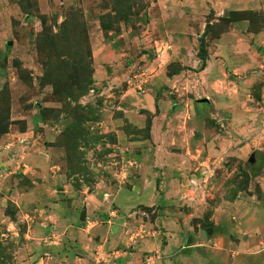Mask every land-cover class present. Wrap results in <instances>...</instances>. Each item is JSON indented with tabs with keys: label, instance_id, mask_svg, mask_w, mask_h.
<instances>
[{
	"label": "rangeland",
	"instance_id": "374dc122",
	"mask_svg": "<svg viewBox=\"0 0 264 264\" xmlns=\"http://www.w3.org/2000/svg\"><path fill=\"white\" fill-rule=\"evenodd\" d=\"M154 1L0 0V264H86L69 254L70 231L89 209L117 215L118 190L135 179L136 160L159 112L143 100L150 93L158 100L165 96V75H155L159 63L168 76L181 77L165 96L173 103L169 121L186 120L193 103L224 98L225 90L229 98L251 94L253 103L262 101L263 10L242 9L235 16L210 7L200 14L206 32L197 43L181 44L178 58L171 59L172 43L142 37L159 18L150 10ZM235 35L229 57L221 46ZM185 49L197 50L194 70L187 69L184 54L192 55ZM115 72L120 77L113 85L107 75ZM132 101L140 106L136 111ZM201 159L199 167L204 160L221 163ZM248 179L238 174L233 190L246 187ZM102 200L106 211L98 207ZM191 202V208L201 206Z\"/></svg>",
	"mask_w": 264,
	"mask_h": 264
},
{
	"label": "crops",
	"instance_id": "0c3cea01",
	"mask_svg": "<svg viewBox=\"0 0 264 264\" xmlns=\"http://www.w3.org/2000/svg\"><path fill=\"white\" fill-rule=\"evenodd\" d=\"M210 7L223 13L264 11V0H155L150 10H156L159 18L142 31V37L155 44L172 43L169 56L178 58L181 44L197 43L206 32L203 14ZM236 25L248 27L244 22ZM261 38L264 41V34ZM225 39L221 44H227ZM237 39L235 35L221 46L229 57ZM160 49L164 54L166 47ZM185 51L192 55L184 54L187 69L194 70L200 63L197 50ZM158 66L155 75H165L160 83L166 96L171 83L181 77H170L166 65ZM115 73L107 75L113 85L120 77ZM96 74L103 76L101 70ZM126 80L134 81L130 75ZM223 94L211 102L193 103L192 115L183 121L168 120L170 98L158 100L157 93L142 98L159 109L154 112L152 138L142 144L135 179L118 190L117 215L97 216L89 209L86 219L72 226L68 253L76 263L145 264L144 259L152 256L153 264H264V97L253 103L251 94L230 98L226 90ZM135 101L134 111L140 107ZM251 154L256 156L252 164ZM207 157L221 162L213 199L191 208L188 177ZM244 172L249 177L246 187L233 190L235 177ZM99 202L106 211L109 204Z\"/></svg>",
	"mask_w": 264,
	"mask_h": 264
},
{
	"label": "built area",
	"instance_id": "2783aa9c",
	"mask_svg": "<svg viewBox=\"0 0 264 264\" xmlns=\"http://www.w3.org/2000/svg\"><path fill=\"white\" fill-rule=\"evenodd\" d=\"M204 160L200 167L188 177L186 188L190 192V196L193 201L199 202L200 205H204L208 202V199L212 196L214 181L216 180L217 173L221 168V163L218 161L212 162V160ZM111 215L115 214V210L111 211ZM152 258V257H151ZM151 258L147 259V262L151 261Z\"/></svg>",
	"mask_w": 264,
	"mask_h": 264
},
{
	"label": "trees",
	"instance_id": "16d2710c",
	"mask_svg": "<svg viewBox=\"0 0 264 264\" xmlns=\"http://www.w3.org/2000/svg\"><path fill=\"white\" fill-rule=\"evenodd\" d=\"M239 12L237 11H233V12H231V14L232 15H237ZM231 20V19H230ZM232 20H236V19H232ZM201 40V42H200V51H199V53H198V56L202 59V65H201V68L200 69H204L206 66H207V55L206 54H204V50L202 49V46L201 45H203V39H200Z\"/></svg>",
	"mask_w": 264,
	"mask_h": 264
},
{
	"label": "water",
	"instance_id": "95a60500",
	"mask_svg": "<svg viewBox=\"0 0 264 264\" xmlns=\"http://www.w3.org/2000/svg\"><path fill=\"white\" fill-rule=\"evenodd\" d=\"M207 99H204L203 101H206ZM256 160V156L255 154H251L250 158H249V163H253Z\"/></svg>",
	"mask_w": 264,
	"mask_h": 264
}]
</instances>
